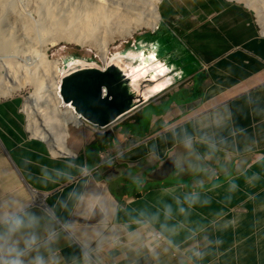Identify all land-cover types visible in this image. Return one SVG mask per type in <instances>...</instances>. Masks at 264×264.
<instances>
[{"label": "crops", "instance_id": "1", "mask_svg": "<svg viewBox=\"0 0 264 264\" xmlns=\"http://www.w3.org/2000/svg\"><path fill=\"white\" fill-rule=\"evenodd\" d=\"M159 11L160 23L203 68L106 131L73 127L68 146L77 163L90 165L99 163L101 153L130 148L113 167L101 168L90 185L128 206L153 203L160 196L171 203L165 188L182 197L204 180L197 190L208 203L176 217L184 226L177 239L182 241L188 230H202L196 241L183 245L189 249L198 243L207 252L202 264H264V39L254 13L230 0H163ZM22 107L18 97L0 99V201L39 197L51 205L72 185L40 190L37 177L43 167H63L67 155H54L44 140L28 134ZM185 132L214 135L228 145L227 158L221 154L205 165L215 173L212 179L187 168L174 174L168 154L182 151L176 141ZM150 149L159 152V162L149 163ZM205 152L194 143L193 155ZM253 174L261 176L255 186L247 180ZM133 175L143 176V190L131 183ZM230 180L237 185L234 193L227 191ZM90 211L77 209L75 215L83 219ZM178 255L169 256L167 264H177Z\"/></svg>", "mask_w": 264, "mask_h": 264}, {"label": "clouds", "instance_id": "2", "mask_svg": "<svg viewBox=\"0 0 264 264\" xmlns=\"http://www.w3.org/2000/svg\"><path fill=\"white\" fill-rule=\"evenodd\" d=\"M194 143L206 148L203 156L193 155ZM176 145L182 151L168 154L175 175L187 168L197 176L212 179L215 173H209L205 165L221 154L228 156V145L214 135L194 137L185 132ZM130 150L101 153L99 163L92 165L77 163L76 154L69 153L63 167H43L37 177L40 190L49 185H72L66 196L51 205L39 197L31 202L16 198L0 201V264H167L174 254H180L177 264H202L207 252L198 243L189 249L183 247L188 241H196L202 230H188L184 239L178 240L184 226L176 217H187L191 209L208 203L197 190L203 188L204 180L196 181V189L182 197L172 195L174 189L165 188L163 193L171 203L160 196L140 207L91 190L99 170L113 167ZM147 158L149 163L161 160L155 149L148 151ZM247 180L255 186L261 176L253 174ZM131 183L143 190L146 182L142 175H133ZM227 191H237L234 181L230 180ZM84 208L90 213L78 218L77 209Z\"/></svg>", "mask_w": 264, "mask_h": 264}, {"label": "bare ground", "instance_id": "3", "mask_svg": "<svg viewBox=\"0 0 264 264\" xmlns=\"http://www.w3.org/2000/svg\"><path fill=\"white\" fill-rule=\"evenodd\" d=\"M16 1L18 0H0V4L3 8H15ZM162 1L38 0L39 20L31 22L32 24L26 19L19 22H23L25 31L31 34L37 26L43 27V33L40 31L43 36L39 40L42 38L45 43L52 42L55 45L62 39L70 42L90 41L97 49L101 60L105 62L110 54V42L118 38L131 37L143 28L154 30L158 27L161 19L159 5ZM234 1L245 4L256 13L264 26V0ZM45 55L41 61L47 72L53 75L52 84L45 92V97L40 98L39 93L32 94L26 100L24 111L28 116V129L33 137L44 140L54 155L64 156L72 153L68 146L70 128H79L82 122L75 116L71 107L63 106L58 94L62 60L47 62ZM11 65L3 63L0 66V99L11 97L24 89L27 83L12 70ZM33 82L38 89L42 88V83Z\"/></svg>", "mask_w": 264, "mask_h": 264}, {"label": "water", "instance_id": "4", "mask_svg": "<svg viewBox=\"0 0 264 264\" xmlns=\"http://www.w3.org/2000/svg\"><path fill=\"white\" fill-rule=\"evenodd\" d=\"M59 97L89 127L106 131L203 66L164 24L136 35L103 62L69 51L61 59Z\"/></svg>", "mask_w": 264, "mask_h": 264}, {"label": "rangeland", "instance_id": "5", "mask_svg": "<svg viewBox=\"0 0 264 264\" xmlns=\"http://www.w3.org/2000/svg\"><path fill=\"white\" fill-rule=\"evenodd\" d=\"M230 1L237 3L234 0ZM240 3L241 2H238V4ZM37 5L38 0H18L15 2V8H3L0 4V66L3 63H10V65L12 64V70L16 72L18 76L20 75L19 77L24 81V83L27 82L25 83L24 89L18 91L11 97H18L23 103L22 111L25 113L26 127L29 135H31L28 129L29 119L26 112L24 111L26 100L34 93H39L40 98L45 97V92H47L52 84L51 76L53 75L51 72H47L44 64H42V57L47 54L45 55L47 56V62L56 61L58 59H63L67 52L74 51L87 57H95L101 60L97 49L90 41L84 40L83 42H70V40L62 39L57 43L58 45H53L52 42L45 43L42 38V41L39 40L40 37L43 36V27L37 26L32 34L31 32L28 33L25 31L24 27L22 26L23 22L19 21H22V19H26V21L28 20L29 23L38 21L40 14L37 11ZM241 5L245 6L243 3H241ZM150 30L152 29L143 28L138 30L133 36L126 39H115L109 44L110 52L119 49L125 42L132 40L136 35ZM40 31H42V33H40ZM33 81H39L42 83V88L38 89ZM72 129L73 127L70 128L71 134L73 131Z\"/></svg>", "mask_w": 264, "mask_h": 264}, {"label": "built area", "instance_id": "6", "mask_svg": "<svg viewBox=\"0 0 264 264\" xmlns=\"http://www.w3.org/2000/svg\"><path fill=\"white\" fill-rule=\"evenodd\" d=\"M254 21H255V24L257 25L259 37L264 39V26L260 23L257 15L255 13H254ZM81 127H89V126H87L86 124L82 123ZM93 129L96 130V131H100V130L95 129V128H93Z\"/></svg>", "mask_w": 264, "mask_h": 264}]
</instances>
